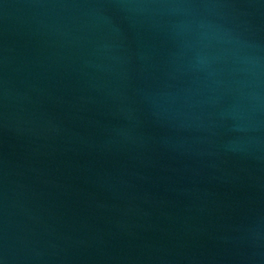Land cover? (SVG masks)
Wrapping results in <instances>:
<instances>
[{
	"label": "water",
	"instance_id": "95a60500",
	"mask_svg": "<svg viewBox=\"0 0 264 264\" xmlns=\"http://www.w3.org/2000/svg\"><path fill=\"white\" fill-rule=\"evenodd\" d=\"M0 264H264V0H0Z\"/></svg>",
	"mask_w": 264,
	"mask_h": 264
}]
</instances>
